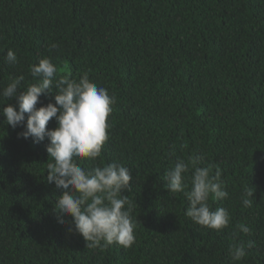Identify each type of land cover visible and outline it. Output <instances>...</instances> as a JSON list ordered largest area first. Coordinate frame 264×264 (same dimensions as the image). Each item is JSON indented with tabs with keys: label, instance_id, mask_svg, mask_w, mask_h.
Returning a JSON list of instances; mask_svg holds the SVG:
<instances>
[{
	"label": "trees",
	"instance_id": "1",
	"mask_svg": "<svg viewBox=\"0 0 264 264\" xmlns=\"http://www.w3.org/2000/svg\"><path fill=\"white\" fill-rule=\"evenodd\" d=\"M46 57L59 75L87 72L116 98L101 157L77 162L129 168L122 195L136 242L86 248L55 209L48 139L18 138L24 129L0 115V264H264V0H0V91L20 75L21 91L35 83L30 66ZM50 102L42 95L36 107ZM9 103L0 96V112ZM56 127L53 118L47 129ZM195 157L220 171L229 194L209 201L231 217L219 232L192 222L187 199L166 187L176 160ZM248 241L234 261L230 247Z\"/></svg>",
	"mask_w": 264,
	"mask_h": 264
},
{
	"label": "clouds",
	"instance_id": "2",
	"mask_svg": "<svg viewBox=\"0 0 264 264\" xmlns=\"http://www.w3.org/2000/svg\"><path fill=\"white\" fill-rule=\"evenodd\" d=\"M57 47V44L51 45L52 49ZM5 60L13 66L18 63L11 49ZM29 72L36 82L28 84L25 90H20L25 79L20 75L11 78L0 91V96L15 101L4 106L0 115L13 129H24L18 133V138H31L37 144L48 139L47 181L54 183L62 193L57 199L56 211L60 217L72 218L68 230L81 235L86 248H107L113 244L125 249L132 247L136 242L137 222L132 217L129 197L122 195L133 179L129 168L113 162L85 170L77 162H94L101 157L109 140V117L115 96L92 82L87 72L78 80L59 75L60 69L48 57L30 66ZM42 95L52 96L54 103L37 109ZM53 118L57 127L48 130L47 125ZM199 164V157L190 158L188 162L178 158L164 174L166 187L169 193H182L187 199L185 215L192 222L219 232L229 227L231 217L224 207L213 210L209 201L224 200L229 194L220 171L217 169L213 174L212 165ZM252 196L253 191L247 190L242 197L245 208L252 206ZM58 222L65 223L63 219ZM239 231L248 235L252 230L242 223ZM252 247V241L246 245L240 243L231 246L229 254L234 261H242L248 254L246 249Z\"/></svg>",
	"mask_w": 264,
	"mask_h": 264
}]
</instances>
